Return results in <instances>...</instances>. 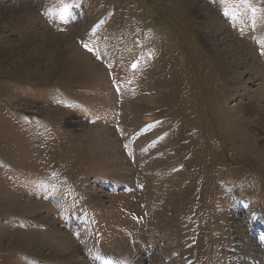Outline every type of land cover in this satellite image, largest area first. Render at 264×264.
Wrapping results in <instances>:
<instances>
[{"label": "rangeland", "instance_id": "rangeland-1", "mask_svg": "<svg viewBox=\"0 0 264 264\" xmlns=\"http://www.w3.org/2000/svg\"><path fill=\"white\" fill-rule=\"evenodd\" d=\"M100 175L145 185L110 195ZM144 199L152 216L131 219ZM256 208L264 0H0V264H104L99 247L123 264H255Z\"/></svg>", "mask_w": 264, "mask_h": 264}, {"label": "bare ground", "instance_id": "bare-ground-1", "mask_svg": "<svg viewBox=\"0 0 264 264\" xmlns=\"http://www.w3.org/2000/svg\"><path fill=\"white\" fill-rule=\"evenodd\" d=\"M223 31H224V30H223ZM230 44H231V43H230ZM242 45H243V44H242ZM71 50H72V49H71ZM231 50L234 51V52L236 51V54H238V55L241 57L240 51H239V52L237 51V50H238L237 47H232ZM69 52H70V51H69ZM81 54H84V55L86 56L85 53H81ZM69 55H70V54H69ZM84 55H83V57H84ZM78 56H79V55H78ZM81 56H82V55H81ZM73 57H74V56H73ZM75 58H76V57H75ZM86 58H87V57H86ZM81 59H82V58H81ZM82 60H83V59H82ZM86 60H87V59H86ZM240 60H241V59H240ZM80 61H81V60H80ZM245 64H246V65H245ZM245 64H244L243 61L238 62V63H237L238 69H241L243 66H245V71H246V72H247V71H248V72L252 71L253 66H251V64H248V63H245ZM85 65H86V64H85ZM248 65H249V66H248ZM86 67H87V65H86ZM97 69H98V68H97ZM102 69H103V68H102ZM98 70H99V69H98ZM98 70H97V71H98ZM102 71L105 72V70H102ZM101 74H103V73H101ZM146 99H147V98H143V97H140V96H139L137 100L135 99V101H137V102H142V103H143V102H146ZM145 104H146V103H145ZM147 104H148V103H147ZM147 106H148V105H147ZM150 106H151V105H150ZM146 122H147V121H146ZM96 129H99V128L96 127ZM91 133H92V132H91ZM98 133H100V134L98 135ZM98 133H97V131H96V136L98 135L96 138H98L99 140H101V139L99 138L100 136H104V137H105V134H104V133H105V130H103V131L100 130ZM94 135H95V134H94ZM89 137H90V136H89ZM98 142H99V141H98ZM102 146H103V145H102ZM23 206H24V205H23ZM24 207H25V206H24ZM236 239H238V237H236ZM236 241H237V240H236ZM238 242H239V241H238Z\"/></svg>", "mask_w": 264, "mask_h": 264}]
</instances>
